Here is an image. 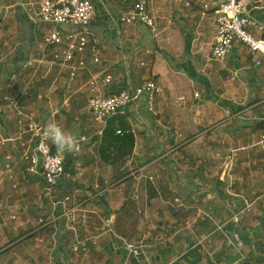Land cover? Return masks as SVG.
<instances>
[{"label": "crops", "instance_id": "crops-1", "mask_svg": "<svg viewBox=\"0 0 264 264\" xmlns=\"http://www.w3.org/2000/svg\"><path fill=\"white\" fill-rule=\"evenodd\" d=\"M36 1L0 0V139L14 138L16 148L30 141L4 100L10 96L54 124L64 140L86 137L68 168L79 160L83 176L61 179L52 207L38 199L45 181L26 173L20 150L0 153V223L17 215L0 234V251L18 244L10 257L0 253V261L264 264L263 73L240 43L223 60L213 59V17L201 14L204 3L227 0H193L190 8L146 0L154 27L120 22L140 0H92L96 17L84 59L91 65L98 56L100 63L73 78L39 48L54 26L27 13V3ZM250 15L264 26V0ZM252 31L264 38V30ZM106 75L113 77L109 86L102 83ZM93 76L106 95L155 81L162 91L154 112L143 100L118 120L91 121ZM7 155L17 190L7 179ZM65 196L71 201L63 202ZM53 216L52 226L40 225ZM142 238V249L128 250Z\"/></svg>", "mask_w": 264, "mask_h": 264}, {"label": "built area", "instance_id": "built-area-1", "mask_svg": "<svg viewBox=\"0 0 264 264\" xmlns=\"http://www.w3.org/2000/svg\"><path fill=\"white\" fill-rule=\"evenodd\" d=\"M183 5L187 8L192 7L193 0H167ZM258 0H227L223 3L210 6L207 3L202 5V17L211 14L213 17L216 31L215 41L211 47V56L217 61L223 60L234 48L237 43L244 45L253 57L256 67L262 70L264 77V38L257 37L253 29L264 30L251 15L250 12L256 7ZM29 14L37 15L44 23L54 26L44 35L39 48L44 56L51 55V63L68 68L70 76L75 77L79 71L91 69V65L100 63L98 56H93L91 65L84 59L85 53L89 48L88 29L96 17L95 4L92 0H37L26 5ZM120 22L132 24L140 22L149 27H154L155 21L151 15L146 0H140L131 11L120 17ZM60 27H68L76 30L62 31ZM102 83L109 86L113 83V77L106 75ZM91 98L89 100V113L93 122H107L110 119L124 117L128 109L145 101L150 112H154V102L156 96L161 93L160 86L153 80L137 87L123 89L117 93L106 95L99 86V79L95 76L89 81ZM264 93V85L262 86ZM199 97V94L196 93ZM4 100L18 115L17 125L20 133L30 135L28 142H22L15 147L14 138L0 139V153L8 149H19L20 156L18 161L26 166V173L30 176L41 175L45 181L46 188L42 194L38 195L40 201L48 200L52 207L57 204L54 199V189L57 188L61 179L72 180L75 176H83L82 163L78 160L74 162V169H68L65 162V154L76 147V152L80 148V142H85L86 137L79 141L71 138L65 139L62 148L54 149L53 143L57 141L56 133L58 128L54 124H46L42 120L34 118L26 112L25 107L20 102L10 96H5ZM183 100V99H181ZM121 133V131H118ZM70 139L71 143L67 141ZM260 145L264 153V134ZM6 164L7 179L12 188L17 190L19 183L16 175L12 171L13 157L7 155ZM72 162V161H71ZM132 161H128L131 164ZM264 166V155L263 162ZM152 179V177H150ZM100 195H96L98 198ZM71 197L65 196L63 202H70ZM72 211V210H71ZM70 211V212H71ZM69 212V211H68ZM72 224L76 223L73 214L69 215ZM17 219L16 214H11L0 223V234L4 228L8 227L11 221ZM57 219H40V225L44 227L52 226ZM69 230L76 232L74 227ZM147 238H142L140 243L127 245L129 251L137 252L144 247ZM4 252V251H2ZM1 252V253H2Z\"/></svg>", "mask_w": 264, "mask_h": 264}, {"label": "rangeland", "instance_id": "rangeland-1", "mask_svg": "<svg viewBox=\"0 0 264 264\" xmlns=\"http://www.w3.org/2000/svg\"><path fill=\"white\" fill-rule=\"evenodd\" d=\"M49 25L52 26L51 24H49ZM33 113H35V111H34ZM117 118L120 119V117H117ZM117 118H116V120H118ZM11 243H12V242H8L7 245H8V246L10 245V246L4 248V249L6 250V251H4V252H8V253H7V254H8V257H10V255L12 254V253H10L9 251L12 250V249H14L16 246H18V244H14V245H12ZM43 244L46 245V247H51V245H52L51 243L49 244L48 242H47V243L45 242V243H43ZM7 245H6V246H7ZM143 245H144V244H143ZM1 252H2V251H0V253H1ZM44 258H45V260L47 261L49 257L47 256V254H45ZM5 259H6V260H4V258H3L4 261H7V260H8L7 257H5ZM43 262H44V260H43ZM0 264H3V262L0 261Z\"/></svg>", "mask_w": 264, "mask_h": 264}, {"label": "water", "instance_id": "water-1", "mask_svg": "<svg viewBox=\"0 0 264 264\" xmlns=\"http://www.w3.org/2000/svg\"><path fill=\"white\" fill-rule=\"evenodd\" d=\"M75 154H76V147L65 154V162H66V164L71 163V161H72V159H73Z\"/></svg>", "mask_w": 264, "mask_h": 264}, {"label": "clouds", "instance_id": "clouds-1", "mask_svg": "<svg viewBox=\"0 0 264 264\" xmlns=\"http://www.w3.org/2000/svg\"><path fill=\"white\" fill-rule=\"evenodd\" d=\"M56 139H57V141L60 142L61 144H63V143L65 142L64 138L61 137L59 131H57V133H56ZM67 142L70 144V143H71L70 139H69Z\"/></svg>", "mask_w": 264, "mask_h": 264}, {"label": "trees", "instance_id": "trees-1", "mask_svg": "<svg viewBox=\"0 0 264 264\" xmlns=\"http://www.w3.org/2000/svg\"><path fill=\"white\" fill-rule=\"evenodd\" d=\"M71 164H72V163L67 164V168L71 167Z\"/></svg>", "mask_w": 264, "mask_h": 264}]
</instances>
